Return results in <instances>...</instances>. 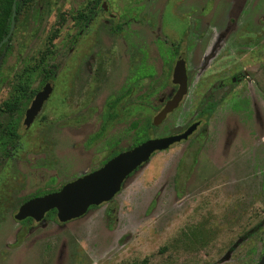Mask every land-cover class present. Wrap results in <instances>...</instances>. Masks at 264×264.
<instances>
[{"label":"rangeland","instance_id":"374dc122","mask_svg":"<svg viewBox=\"0 0 264 264\" xmlns=\"http://www.w3.org/2000/svg\"><path fill=\"white\" fill-rule=\"evenodd\" d=\"M92 6L84 23L78 16ZM11 36L0 106L25 64L52 54L58 68L33 122L21 119L11 157L0 159V264L259 263L264 0H31ZM180 53L187 96L150 134L178 135L198 122L189 138L155 153L111 202L79 219L17 222L26 199L59 190L133 145L162 109L159 98L176 90ZM217 86L223 98L207 117L199 111ZM31 87L40 89L36 79ZM122 94L103 130L107 103Z\"/></svg>","mask_w":264,"mask_h":264},{"label":"water","instance_id":"95a60500","mask_svg":"<svg viewBox=\"0 0 264 264\" xmlns=\"http://www.w3.org/2000/svg\"><path fill=\"white\" fill-rule=\"evenodd\" d=\"M16 2L17 0H14L12 3L9 31L1 41L0 49L8 42L13 33ZM102 8L105 10L104 4ZM172 79L177 90L171 99L165 102L162 110L154 116L151 123L153 127L161 125L166 117L179 107L187 95L188 84L183 54L178 57L174 65ZM52 87L53 83L49 81L37 92L24 115L26 126L33 122L43 103L49 97ZM164 98L165 96L159 100L160 103H163ZM197 126L198 123H194L181 134L148 139L129 150L119 152L99 169L64 184L59 190L27 200L20 205L14 219L17 222L31 219L35 223H39L47 213L55 211L57 222L65 224L85 216L91 208L111 202L120 192L124 182L147 164L155 153L165 151L171 146L187 140ZM258 264H264V255Z\"/></svg>","mask_w":264,"mask_h":264},{"label":"trees","instance_id":"16d2710c","mask_svg":"<svg viewBox=\"0 0 264 264\" xmlns=\"http://www.w3.org/2000/svg\"><path fill=\"white\" fill-rule=\"evenodd\" d=\"M13 1L14 0H0V43L7 36L9 31L11 21V7ZM30 1L31 0H17L15 23L18 22L20 15L28 6ZM93 6L92 8L87 9V15L78 16L82 21H84V23H87L93 18ZM12 41L13 39L11 36L8 42L1 47L0 64L2 63V61L4 62L5 58L10 54L12 49ZM52 57V54H45L37 64H25L22 69L17 72L18 76H16V81L11 88L9 99L3 102L0 106V159L2 161H5L11 157L12 152L14 151L19 139L18 129L20 121L23 118L27 108L29 107L30 102L38 91V89H34L31 87V83L36 79L39 87L41 88L43 84L48 79H51V76L56 73V70L58 68L57 65L49 64V61H51ZM124 95L125 94H122L117 99L107 103V110L103 114V130L105 123L107 121H110L115 116V109ZM221 98L222 97L218 99L213 95H210L200 112L205 113L209 116L214 107H216L217 102H219ZM142 128L143 129L139 128L140 130L136 133L133 145L126 150H129L151 138L150 132L154 130V127L149 122H146ZM101 135L102 132L94 135L89 139V142H94L95 139ZM115 155H113L112 157H114ZM112 157H110L109 159H111ZM52 182H54V178L50 179V183ZM55 191L56 190L38 192L32 197L26 199L24 202L31 198L43 196ZM108 214L111 215L112 213L108 212ZM43 220H50L58 223L56 220L55 211L47 213ZM21 224L31 226L34 225V222L31 219H26L22 221Z\"/></svg>","mask_w":264,"mask_h":264},{"label":"flooded vegetation","instance_id":"af4514ba","mask_svg":"<svg viewBox=\"0 0 264 264\" xmlns=\"http://www.w3.org/2000/svg\"><path fill=\"white\" fill-rule=\"evenodd\" d=\"M182 54L185 56V72H186V76H187V70H186V55H185L184 53H180L179 56L182 55ZM179 56H178V57H179ZM49 81L52 82L51 79H48V80L43 84V86H45V84H46L47 82H49ZM232 82H234V79H232ZM52 83H53V82H52ZM187 84H188V76H187ZM43 86H42L41 88H43ZM175 86H176V85H175ZM41 88H40V89H41ZM40 89H39V90H40ZM39 90H38V91H39ZM176 90H177V86H176ZM176 90L174 91L173 95L175 94ZM38 91H37V92H38ZM187 93H188V91H187ZM36 94H37V93H36ZM36 94H35V95H36ZM173 95H172V96H173ZM210 95H213L214 97H216V98H218V99H219L220 97L223 98L222 87H221V86H217L216 88H213V90L210 92L209 96H210ZM163 96H165L164 101H163V103H160L159 100H160ZM172 96H171V97H172ZM186 96H187V95H186ZM186 96H185V97H186ZM209 96H208V97H209ZM34 97H35V96H34ZM34 97H33V99H34ZM171 97H170L169 99H167L166 95H162L161 98H159L158 102H159V104H161L162 106H164L165 102L168 101V100H170ZM185 97H184V98H185ZM184 98H183V100H184ZM222 98H221V99H222ZM33 99H32V101H33ZM183 100H182V102H183ZM207 100H208V98H207ZM207 100H206L205 102H207ZM32 101H31V102H32ZM31 102H30V104H31ZM182 102H181V103H182ZM181 103H180V104H181ZM30 104H29V106H30ZM204 105H205V103L203 104V106H204ZM179 106H180V105H179ZM28 108H29V107H28ZM28 108H27V109H28ZM162 108H163V107H162ZM202 108H203V107H202ZM202 108H201V109H202ZM201 109H200V110H201ZM161 110H162V109H161ZM161 110H160V111H161ZM160 111H159V112H160ZM159 112H158V113H159ZM199 112H200V111H199ZM25 113H26V112H25ZM158 113H157V114H158ZM200 113H201V112H200ZM157 114H156V115H157ZM202 114H205V113H202ZM24 115H25V114H24ZM169 115H170V114H169ZM206 115H207V114H206ZM209 116H210V115H209ZM209 116L207 115V117H209ZM23 118H24V116H23ZM166 118H167V117H166ZM195 123H198V122H195ZM193 124H194V123H193ZM151 125H152V124H151ZM191 125H192V124H191ZM191 125H190V126H191ZM198 126H199V123H198ZM198 126H197V127H198ZM188 127H189V126H188ZM188 127H187V128H188ZM154 128H155V127H154ZM187 128H186V129H187ZM186 129H185V130H186ZM196 129H197V128H196ZM185 130H184V131H185ZM184 131H183V132H184ZM188 138H189V137H188ZM188 138H187V139H188ZM150 139H152V138H150Z\"/></svg>","mask_w":264,"mask_h":264}]
</instances>
